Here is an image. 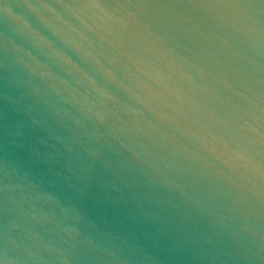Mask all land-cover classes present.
<instances>
[{
	"label": "water",
	"instance_id": "95a60500",
	"mask_svg": "<svg viewBox=\"0 0 264 264\" xmlns=\"http://www.w3.org/2000/svg\"><path fill=\"white\" fill-rule=\"evenodd\" d=\"M0 264H264V0H0Z\"/></svg>",
	"mask_w": 264,
	"mask_h": 264
}]
</instances>
